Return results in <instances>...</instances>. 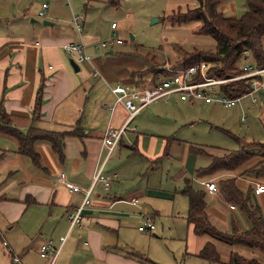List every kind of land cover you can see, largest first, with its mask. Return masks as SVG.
<instances>
[{
	"label": "crops",
	"instance_id": "0c3cea01",
	"mask_svg": "<svg viewBox=\"0 0 264 264\" xmlns=\"http://www.w3.org/2000/svg\"><path fill=\"white\" fill-rule=\"evenodd\" d=\"M74 1L45 0L40 8L37 6L38 0H0V109L10 116L19 129L26 131L32 124L36 96L43 89L42 117L36 123L37 126L64 131L79 122L81 129L79 136L65 139L63 160L50 143L38 141L35 149L41 158L40 167L34 165L27 156L19 154L18 141L14 137L0 132V184L4 182L0 190L2 216L9 224L25 217L28 222L35 219L38 226L35 233L45 234L47 240L44 243L52 241L54 247L59 245L61 237L67 236L54 264H149L132 255L131 250L134 248L126 246L131 245L125 239V233L134 219L137 223L141 219L143 222L146 212L151 214L156 225V219L165 210L170 211L173 218H180L187 223L185 252L197 256L209 237L196 234L194 223L187 219L189 200L183 189L188 182L195 190L207 194L205 212L214 226L230 233L232 220L241 231L248 230V219L239 205L223 197L220 181L236 176V184L240 188L253 187L252 199L261 208L264 194H256L255 188L258 184H264V177L257 178L248 172L259 161L258 158L234 171L222 170L200 176V169L209 166L213 157L224 153L214 155L205 148L187 144L181 149L183 156L180 162V157H176L179 155L178 149L175 155L166 153L169 143L165 138L159 140L155 137L147 142L148 136L152 135L139 132V126L145 127L140 116L144 111L150 109L148 115L163 116L158 115V102H181L176 104L179 109H195L198 102L190 103L181 100L178 95H171L168 101L151 103L136 115L131 128L108 155L103 145L106 130L109 127L121 128L127 119L123 106L117 105L114 110L111 109L116 102L112 87L115 84L129 87L138 84L140 76L136 72L141 70L128 73L131 78L128 76L130 79L122 83L116 72L91 60L90 54L93 53H89L88 49L98 47L93 46L95 41L89 39L90 33L85 35L86 13H79L85 17L84 33L80 35L77 32L73 23L74 16L78 15L73 7L77 6ZM44 4L46 8H43ZM195 4L196 1L191 6ZM37 15L43 16V20H38ZM194 24L200 26V22ZM118 27L117 24L116 29ZM76 42L86 45L89 60L78 61L77 54L67 51L66 46ZM262 44L264 48V37ZM71 59L78 64V71L71 65ZM163 68H160L161 71L168 69L166 66ZM181 68L183 65L177 69ZM148 76L152 74L145 77L150 81L152 77ZM253 97L257 98L253 105L258 106L257 116L264 127V85ZM184 102L189 106H182ZM243 121L246 122L247 117ZM134 122H138V127ZM195 123L191 121L189 124ZM173 156L174 161L181 164L174 173L176 181L170 178L171 171L164 174L160 166L162 159L167 157L173 160ZM198 157L207 158L206 165H202ZM101 167L102 174L110 178L108 189L101 182L93 185L95 174ZM62 173L66 175L64 181L61 179ZM211 181L216 183L218 191L207 189L206 183ZM71 185L79 186L81 191L71 192ZM90 188V203L84 209L81 224L71 228L68 216L82 203ZM12 189L16 190V195L11 197L8 193ZM135 199H139V202L135 203ZM154 230L143 233L153 234ZM22 233L18 240H14L10 232L5 235L0 230V264H11L10 256H13L14 251L22 252L18 256L21 264H47L38 250L39 243L43 242L41 238L29 235L27 228H23ZM218 243L216 247L219 252L221 245ZM230 248L231 252L237 251L243 256L264 260V257L248 247L234 245Z\"/></svg>",
	"mask_w": 264,
	"mask_h": 264
},
{
	"label": "rangeland",
	"instance_id": "374dc122",
	"mask_svg": "<svg viewBox=\"0 0 264 264\" xmlns=\"http://www.w3.org/2000/svg\"><path fill=\"white\" fill-rule=\"evenodd\" d=\"M43 1L45 0H38L37 6L41 8ZM195 1L75 0L74 3H77V6L74 5L73 7L76 9L77 14H87L85 35L90 33L91 37L89 39L95 41L93 46L112 39L122 40L120 44L110 43L97 49H88V52L93 53L90 56L94 63L111 69L113 73L116 72L118 80L123 83V80L128 81L131 78L128 73L133 71L166 66L168 69L157 74L158 80L163 79L171 74V70H175L182 65V60L186 54L214 52L216 50V38L201 33L198 24H194L196 21L179 25L169 18V15L177 9L185 10ZM245 6V0H223L219 9L226 16L239 18L246 11ZM37 19L42 21L43 16L37 15ZM112 22L119 25L118 29L112 30ZM205 62L211 63L209 61ZM211 67L212 63L210 64ZM138 81H140L139 78ZM230 82L232 81L225 84ZM146 84L148 85V83ZM255 96L258 97L259 94L256 93ZM179 103L181 102L173 103L172 100L169 103L158 102L156 104L158 110H160L158 115H163L159 117L155 116L156 114H153V116L148 115L150 109L144 111L140 116L145 123V127L139 126V132L142 131L152 135L148 136L147 142L152 141V138L155 137L159 140L165 138L169 143L168 146L166 143V153L175 155L178 151L179 155L176 157H180V162L183 156L181 149L187 144L205 148L210 153L219 155L225 153V151L237 150L239 148L237 137L245 142H264V127L261 120H259V116H257L259 113L258 106L253 105L252 96L250 95L245 96L231 108L215 103L206 105L200 102L195 109H189L188 107L179 109L176 108V104ZM184 105L189 106L185 102L182 103V106ZM244 117H247L246 122L243 121ZM187 120L190 122L196 121V123L194 125L189 124L190 122L184 123ZM174 159V156L173 160H168L165 157L161 160L160 166L161 172H164V174H169V171H171L170 178L176 181L174 173L180 169L181 164L177 160L174 161ZM200 159L201 164L206 165L207 158ZM234 177L236 178V176ZM3 183L1 182L2 185ZM1 184L0 190L2 189ZM247 184L249 186V183ZM15 191V189L10 190L8 196L16 195ZM24 204L27 208L25 202ZM186 207H188V203ZM261 210L264 213V205H261ZM2 211L0 209L1 232L5 235L10 232L12 239L18 240L23 235V228H27L29 235L32 237L38 236L37 238H41L43 241L38 245V250H40L47 239L45 240V234L35 233L38 227L35 219L28 222L25 217L9 224L7 219L2 216ZM170 213V211L165 210L156 219V230L153 234L141 232L138 227L142 224V219L138 223L134 219L133 224L125 233V239L131 246H126L131 249L134 248L133 250L130 249L132 253L148 257L158 264H210L205 259H198L197 256L186 254L184 241L187 233V223L181 221L180 218H173ZM232 224L231 220V228ZM221 230L224 229L221 228ZM7 239L9 241L8 237ZM218 244L221 245L219 252L222 263L213 264H227L231 255V246L221 242ZM256 252L264 257V254ZM13 253L15 256H20L22 252L14 251ZM14 254L10 256L11 264H16L13 260ZM45 259L42 260L49 264L50 260ZM262 261L264 260L262 259Z\"/></svg>",
	"mask_w": 264,
	"mask_h": 264
},
{
	"label": "trees",
	"instance_id": "16d2710c",
	"mask_svg": "<svg viewBox=\"0 0 264 264\" xmlns=\"http://www.w3.org/2000/svg\"><path fill=\"white\" fill-rule=\"evenodd\" d=\"M223 0H196L194 6H188L185 10L179 8L169 18L174 23L189 24L200 22L199 31L216 38V50L214 52L188 53L182 60L183 67H189L203 61L212 63L209 75L215 78H233L244 73L246 63H251L257 68L264 67V0H245L246 11L239 18L226 16L219 7ZM249 52L248 55L245 53ZM159 67L141 70L138 73L141 86H152L160 80L157 74ZM152 74V79H146L147 74ZM148 83V85L146 84ZM223 91L232 98H239L252 91L248 79L234 80L222 85ZM43 89L39 90L34 105L32 124L26 130L19 129L10 116L0 109V132L11 135L18 141V152L30 158L32 163L41 166V158L35 149L38 141H46L51 144L53 150L64 159L65 139L69 136L81 134L79 122L70 130L55 131L37 126L42 117ZM239 148L229 150L221 156L212 158L209 166L200 169V176L212 175L218 171H234L254 158L259 161L248 170L257 178L264 177V142H245L237 137ZM254 188L242 189L236 184L235 177L220 181V192L228 202L239 205L250 223V228L241 231L233 223L231 232H224L214 226L207 218L206 193L195 190L191 184L183 189L189 200V212L187 219L194 223V232L198 235H206L209 241L198 252V257L207 260L210 264L222 263L221 255L216 243L221 242L230 246L242 245L264 254V213L261 208L253 203L252 192ZM139 257L149 264H155L148 257ZM227 264H264L256 257H246L237 251H232Z\"/></svg>",
	"mask_w": 264,
	"mask_h": 264
},
{
	"label": "built area",
	"instance_id": "2783aa9c",
	"mask_svg": "<svg viewBox=\"0 0 264 264\" xmlns=\"http://www.w3.org/2000/svg\"><path fill=\"white\" fill-rule=\"evenodd\" d=\"M47 5L44 4L43 8ZM44 12L41 13L43 15ZM84 20L83 14L75 15L73 18V23L77 32L81 35L84 33ZM117 23H112V28L116 29ZM115 36V35H114ZM110 43H122L121 39H112L111 41H106L95 45L107 46ZM39 44V43H38ZM67 51L72 54H77L78 61L89 60V55L86 50V45L83 42L71 43L66 46ZM210 64L208 62H201L189 67H183L181 69L171 70V74L161 79L159 82L152 86H141L135 84L132 87L125 86L123 84H115L112 87V91L116 96L115 105L111 108L115 109L117 105H121L125 108L127 112V119L121 128L109 127L103 137V145L108 150V155H110L113 150L118 145L123 134L131 128V124L142 110H144L151 103L163 100L168 101L171 95H178L183 101L190 103L202 102L205 104L218 103L224 107L231 108L238 101L242 100L245 96H252L253 94L264 85V67L257 68L251 63H246L244 66V73L233 77V78H215L208 74ZM96 74H98L96 72ZM248 79L251 80V87L253 88L249 94H246L239 98H232L228 96L222 89V85L228 81ZM216 94V95H215ZM252 102L256 103L257 98L253 97ZM245 120V119H244ZM103 167H101L95 174L94 184L101 182L106 189L110 186V178L102 174ZM66 175L61 174L62 181L65 180ZM207 189L211 192L218 191V186L215 182H207ZM71 192H79L81 188L76 185L70 186ZM256 194H264V184H258L255 188ZM91 188L87 191L82 203L69 214L68 219L71 228L81 224L83 213L85 207L90 203ZM135 203L139 202V199L134 200ZM232 208L234 206L232 205ZM156 228L155 222L151 214L145 213L143 222L139 226L140 231L149 232ZM67 240V236H63L59 240V245L57 247L53 246V242L49 241L42 244L40 248V253L43 258L50 260L49 264H54L62 250L63 245ZM14 263L19 264L21 262L20 257L14 256Z\"/></svg>",
	"mask_w": 264,
	"mask_h": 264
},
{
	"label": "water",
	"instance_id": "95a60500",
	"mask_svg": "<svg viewBox=\"0 0 264 264\" xmlns=\"http://www.w3.org/2000/svg\"><path fill=\"white\" fill-rule=\"evenodd\" d=\"M45 24H49L50 22H44ZM246 55H248L249 54V52H246L245 53ZM71 65L73 66V68L76 70V71H78L79 70V66H78V64L76 63V61L74 60V59H71ZM161 69H165V68H161Z\"/></svg>",
	"mask_w": 264,
	"mask_h": 264
}]
</instances>
